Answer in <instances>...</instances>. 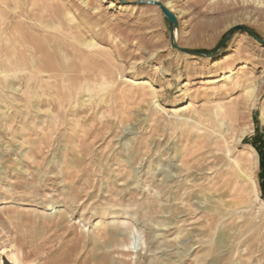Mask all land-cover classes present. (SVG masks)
Returning a JSON list of instances; mask_svg holds the SVG:
<instances>
[{
  "label": "rangeland",
  "instance_id": "rangeland-1",
  "mask_svg": "<svg viewBox=\"0 0 264 264\" xmlns=\"http://www.w3.org/2000/svg\"><path fill=\"white\" fill-rule=\"evenodd\" d=\"M139 1L0 0V264L12 254L25 264H264V206L256 194L246 195L242 178L237 189L211 188L241 167L253 171L264 201V43L237 28L213 57L180 51L166 15ZM158 1L172 4L182 48L211 52L236 25L264 39V0ZM19 24L37 39L20 37L28 73H36L30 60L41 47L57 58L71 54L66 64L80 67L82 41L93 38L114 59L112 92L96 89L84 105V92L66 97V87L45 81L27 86V72L8 61ZM231 73L238 81L226 82ZM128 77L150 79L156 103L149 95L126 100L125 89L137 91ZM248 85L256 98L246 107ZM188 102L205 114L240 105L237 115H220L232 121L231 151L183 157L188 131L169 122L173 108ZM251 148L257 166L243 157Z\"/></svg>",
  "mask_w": 264,
  "mask_h": 264
},
{
  "label": "bare ground",
  "instance_id": "bare-ground-1",
  "mask_svg": "<svg viewBox=\"0 0 264 264\" xmlns=\"http://www.w3.org/2000/svg\"><path fill=\"white\" fill-rule=\"evenodd\" d=\"M113 3L114 2L112 1L111 6L114 5ZM166 6L171 8L172 4L170 2H167ZM121 8L128 9V8H130V6L125 4V5H121ZM178 15H180V14H178ZM13 29H14V36L15 37L13 38V42H12L13 45L11 47L13 48V55L12 56L14 58L13 59L9 58L8 61L12 62L13 70L15 72H17V71H26L27 72V74H28L27 75V79H28L27 80V86H31L33 83L38 84L40 82L45 81V82H47V84H52V86H55L58 89H64L63 87H66L68 89V93H66V95H65L66 97L70 96L71 91H72L71 89H73V91H77L79 93L84 92L85 95L88 96L87 99L82 97V98H84L82 100V103L84 105H86V102H90L93 99V92L96 89L100 88L99 89L100 92L105 91L103 93L104 95L112 92L111 87H110L111 86L110 81L113 79L112 65L114 64V59H113V57H111L108 54L105 47L101 46L98 43H95V40L93 38L86 39V40L82 41V43L86 47V49L81 50L80 54L83 57L81 60L82 65L80 64L81 65L80 67L75 66L73 63L66 64V60L70 59L71 54L66 53L65 56H63L61 58H57L53 54L49 53L48 50L43 49L42 47L36 49L35 56L30 60L32 68L36 72L33 75V73H28L27 67H24L27 65L26 61H28V58L25 55V53H24V56H25L24 60H26V61H24L22 65L20 63L19 53L21 52V54L23 55V52L21 51V46H23V45L20 41H21V39H23L27 43L33 44V42H35L37 39L34 38V34L31 35V34L24 33L23 26L21 24H19V26L14 27ZM176 35H177V30H176ZM20 37H21V39H20ZM34 39H36V40L34 41ZM39 53H42L43 57L38 56L37 54H39ZM58 60H61V61H58ZM218 62H219V60H218ZM243 67H246V66L244 65ZM158 70H160V69L157 68V71ZM231 71H229V72H231ZM35 76H38V77H35ZM110 78H111V80H110ZM227 80H235V82H236V80L238 81V75L236 73H231V74L226 76V82H227ZM250 80H251V78H250ZM125 81L129 82V85L131 87H134L137 89L136 92H129L128 94H125V91H126V89H125L123 94H124L126 100L131 99V100L143 101V100H145V97L149 95V96H151L152 102H154L153 100H155V98L157 97V90L154 87L153 82L150 81V79L144 78V79L137 80V79H133V78L128 77V78H126ZM216 81L217 80H214V79L210 80L209 84L214 83ZM66 83H69L70 85L66 86ZM239 83H240V81H239ZM251 83H249V84H251ZM8 84H10V81H8ZM230 84H232V83H230ZM219 85H221V84H219ZM224 85L226 86V84H224ZM206 87L208 88L209 86L207 85ZM255 87L253 85L252 86L248 85L246 88L247 89V96L246 97L244 96L245 98L242 102L243 105H245L246 107H248V104L250 101L253 105H255V98H256ZM101 100L104 103H107L108 99H104V96H102ZM109 100H110V97H109ZM237 100L238 99H236V101ZM236 101H235V103H236ZM111 103H113V101ZM154 103H156V102H154ZM162 106L160 104H157V108H159V110L161 112H164V110L166 108L164 109ZM203 106H204V108L206 107V105H203ZM239 106H238V104H234V105L232 104L231 106L227 107L225 105L220 104V105L211 107L209 109L208 114H205L201 110L197 109L195 103H193V102H188V103H185V104H182L180 106L173 108L172 112H173L175 118L170 120V122H169L171 124V128L173 130L185 129L188 131V134H187L188 138L186 141L187 143L184 147L181 148V153H182L183 157L188 155V157L191 156V157H193V159L198 160L200 157H203L207 152L214 153V152H218L219 150H221L223 153L224 152L226 153L228 151H231L230 142H232V139H233V136H232L233 125L231 123L232 121L231 122L226 121V123H225V121L221 119L222 117L220 118V115H221V113H225V114H228L230 116H234L235 114L237 115V112H239L241 110ZM107 107H109V106H107ZM251 108H252V106H251ZM166 111L167 110H165V112ZM235 122H236V120H235ZM224 125H226V127ZM223 126L225 128H223ZM193 128L198 129L199 132L196 134H192L189 131V129H193ZM244 130H245V128H244ZM243 131L241 130V132H243ZM238 138H239V136H238ZM235 139H236V136H235L234 140ZM202 148H208L207 152L201 150ZM258 156L259 155H258L257 151L254 148H251L250 152L246 153L243 157L246 161H249L251 164H253V166L254 165L257 166L258 161H259ZM184 160L182 163L184 165H188L190 160H188V158H187V160H185V161ZM232 164L233 163H230L231 167H233ZM227 175L231 176V178L229 180H227L226 178L224 179V177ZM232 178H234L235 180H233ZM237 178H242V180L246 182L241 186L242 190L246 193V195H248L247 194L248 190L254 192L256 194L257 198L262 203L261 205L264 206V201L260 198L259 187H258L257 181L254 177V173L252 170H243L240 167V170L238 173L233 172L231 174H226V175L223 174L220 177H218L217 180L216 179L213 180V182L211 183V186H212L211 188H216V186L218 184L225 182V185L226 186L230 185L229 187H231V189L233 190L234 188H236V185L238 182ZM202 190L204 191V189H202ZM71 196H72V194H69L68 197H71ZM111 196H113V195H111ZM72 203H75V200H73ZM68 213H70V211L67 212V214ZM125 216H128V215H125ZM104 218H106V216ZM116 220L119 221V219H116ZM100 227L103 229H107L105 226V221H99L98 220L97 228H100ZM113 238L115 240H117L116 237H113ZM128 248H129V246H128ZM123 255H125V254H123ZM6 263L7 264H25L24 262L20 261V259L18 258V256L16 254H12L11 256H7L6 257Z\"/></svg>",
  "mask_w": 264,
  "mask_h": 264
},
{
  "label": "water",
  "instance_id": "water-1",
  "mask_svg": "<svg viewBox=\"0 0 264 264\" xmlns=\"http://www.w3.org/2000/svg\"><path fill=\"white\" fill-rule=\"evenodd\" d=\"M138 3L156 5L161 9V11L166 15V17L168 18V21H169L170 40H171L172 46L174 48L179 49L180 51H183L186 53L213 57L218 52V50L228 41V39L233 35V33L236 31L237 28L245 29L248 33H250L253 37H255L259 42L264 43V39L259 38L252 29L247 28L243 25H236V26L232 27L226 33L225 37L219 42L218 47L211 52L204 51V50L182 48L176 43V30H177V26H178V21H177L176 15L164 3H162L161 1H158V0H140Z\"/></svg>",
  "mask_w": 264,
  "mask_h": 264
},
{
  "label": "trees",
  "instance_id": "trees-1",
  "mask_svg": "<svg viewBox=\"0 0 264 264\" xmlns=\"http://www.w3.org/2000/svg\"><path fill=\"white\" fill-rule=\"evenodd\" d=\"M258 150H259L260 156H261V165L264 168V152H263V150L261 148H259Z\"/></svg>",
  "mask_w": 264,
  "mask_h": 264
}]
</instances>
